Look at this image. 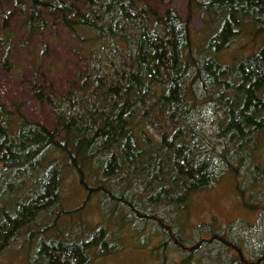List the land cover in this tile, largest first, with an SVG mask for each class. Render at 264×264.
<instances>
[{
	"label": "trees",
	"instance_id": "obj_1",
	"mask_svg": "<svg viewBox=\"0 0 264 264\" xmlns=\"http://www.w3.org/2000/svg\"><path fill=\"white\" fill-rule=\"evenodd\" d=\"M189 6L204 21L198 53L189 21L169 0H13L24 14L18 23L25 40L58 22L79 42L83 64L69 67L56 121V113L51 121L20 108L12 114L0 95V187L2 178L15 179L11 195L18 205L13 215L1 211L0 253L46 209L53 233L33 251L36 264H92L94 246L104 250L108 234L77 239L54 230L74 212L63 207L67 171L78 174L86 201L94 196L121 207L143 193L130 206H187L221 166L216 146L196 126L195 110L204 102L215 107L217 136L227 147L223 159L230 147L244 155L264 144V0H190ZM4 14L9 20L13 12ZM246 29L262 44L223 64L220 54ZM0 53L7 63L14 53L11 36H0ZM111 55L128 60L116 67ZM50 93L58 94L54 88ZM27 186L31 198L16 200ZM242 259L264 264V252Z\"/></svg>",
	"mask_w": 264,
	"mask_h": 264
},
{
	"label": "rangeland",
	"instance_id": "obj_2",
	"mask_svg": "<svg viewBox=\"0 0 264 264\" xmlns=\"http://www.w3.org/2000/svg\"><path fill=\"white\" fill-rule=\"evenodd\" d=\"M161 1L164 0H156L157 4ZM169 1L174 10L189 21L193 49L198 53L203 43L202 17L191 11L190 0ZM11 11L13 15L9 20L4 19V12ZM23 16L21 10L13 8V0H0V36L4 39L11 36L14 52L5 58L7 63L0 53V95L12 114L20 108L35 120L51 121L55 106L64 101L63 96L56 98L67 90L71 63L83 64L76 48L79 42L58 22L48 24L42 35L25 40V29L18 23ZM260 40L246 29L220 54V60L223 64L235 63L255 51L262 44ZM111 58L116 67L128 60L123 56L111 55ZM51 88L58 94H51ZM214 108L204 102L195 110L196 126L199 133H204L216 146L219 153L216 158L221 166L209 188L193 195L187 206L159 205L150 209L141 206V201L130 206L134 198H143V193L127 198L121 207L113 203L115 200L106 205L94 196L86 201V191L81 187L78 174L66 170L65 175L69 176L62 192L63 207L74 212L62 217L54 227L55 232L74 233L77 239L93 233L102 239L108 234L105 251L97 246L92 249V264H248L242 255L251 261L259 258L264 252V144L256 143L259 148L252 154L251 149L247 150L244 155L230 147L223 159L220 153L227 147L217 136ZM58 114L57 110L55 121ZM241 154L245 157L238 163ZM89 180L93 181L90 175ZM2 182L5 187H0V214L2 211L13 215L18 209L11 195L16 180L6 177ZM113 191L116 196L122 195L118 188ZM32 193L27 186L23 196L16 200L28 201ZM48 211L44 210L35 223L19 231L17 239L0 253V264H36L33 251L48 233H53L49 228L51 216L46 215ZM43 215L48 220L46 223L39 221Z\"/></svg>",
	"mask_w": 264,
	"mask_h": 264
}]
</instances>
